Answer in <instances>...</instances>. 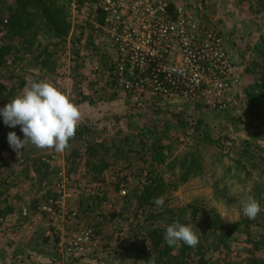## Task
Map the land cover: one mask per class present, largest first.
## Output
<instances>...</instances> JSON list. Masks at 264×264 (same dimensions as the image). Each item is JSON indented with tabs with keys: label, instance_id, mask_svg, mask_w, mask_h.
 Masks as SVG:
<instances>
[{
	"label": "rangeland",
	"instance_id": "obj_1",
	"mask_svg": "<svg viewBox=\"0 0 264 264\" xmlns=\"http://www.w3.org/2000/svg\"><path fill=\"white\" fill-rule=\"evenodd\" d=\"M177 1L189 5L200 23L222 36L229 54L242 69L246 105L218 112L180 99L170 101L149 93L121 91L98 70L111 53L106 33H96L93 24L101 0H69L70 28L62 40L54 42L57 46L50 48L53 55L48 63L35 59L45 41L39 39L41 46L35 43L30 49L28 42L24 44L16 37L11 42L15 46L6 57V67L0 70V81L14 95L23 91L29 79L47 80L66 91L80 107L78 125H91L94 130L74 146L82 155L85 148H94L98 158L89 160L97 165L104 160L109 172L95 175L86 167L85 155L82 160L73 159L68 150L57 153L29 145L18 153L13 151L8 133L15 132L20 139L23 133L18 126L5 125L0 117V159L4 160L0 162V264H149L155 256L153 251L140 258L136 251L130 256L117 253L121 240L137 237L135 248H139L144 236L137 228L133 229L136 232H127L125 226L143 222L140 216L131 222L133 194L144 183L138 176L151 167L143 163L147 154L139 146L143 141L148 145L163 141L171 148L166 164L159 170L175 189L167 187L164 205L157 206L158 210L185 207L190 215L191 204L198 209L204 202L225 224H230L245 217L241 200L254 185L264 198L263 154L255 147L264 136L255 133L260 128L251 115L255 105L250 107L249 96L263 70L259 48L264 40V0ZM5 4L12 6L13 0H0V5ZM4 8L0 6V25L6 19ZM2 32L0 42L8 43ZM179 118L185 128H175ZM194 126L202 136L222 139V151L215 143L203 141ZM259 142L264 146V141ZM193 158L199 160V173L195 175L198 170L192 168L185 180L179 179L187 166L185 162L181 169L182 160H190V167ZM108 181L120 182V189L115 192ZM103 197L107 201L101 200ZM260 206L254 218L259 224L264 211ZM246 224L238 232H197L196 247L184 254H180V247L173 248L170 254L183 264H264V231L252 220ZM87 231L96 233L97 246L90 255L69 262L55 257L43 233ZM162 260L167 262L166 257Z\"/></svg>",
	"mask_w": 264,
	"mask_h": 264
},
{
	"label": "built area",
	"instance_id": "obj_2",
	"mask_svg": "<svg viewBox=\"0 0 264 264\" xmlns=\"http://www.w3.org/2000/svg\"><path fill=\"white\" fill-rule=\"evenodd\" d=\"M100 10L104 20L95 24V32L106 33L111 50L103 70L121 91L180 99L218 112L246 105L242 69L219 32L200 23L189 5L101 0ZM45 237L61 262L88 256L98 244L90 231L46 232Z\"/></svg>",
	"mask_w": 264,
	"mask_h": 264
},
{
	"label": "trees",
	"instance_id": "obj_3",
	"mask_svg": "<svg viewBox=\"0 0 264 264\" xmlns=\"http://www.w3.org/2000/svg\"><path fill=\"white\" fill-rule=\"evenodd\" d=\"M68 1L69 0H63V3H61L60 0H13L12 6L6 4L3 5L5 8L2 11L6 14V19L4 22H1L0 31H3V37L8 40V43L0 42V70L6 67V57L9 55L11 50H13V46H15V44L12 45L11 42L16 37L22 39L24 44L28 42V48L30 49L35 45V43H37L38 46H41V42L38 41L39 39L45 41V47H43L39 55H36L35 59H44L43 64L45 65L48 63L50 57L53 55L50 48L57 46L54 42L62 40V38L67 35L70 28V23L68 21ZM0 6L3 7L2 5ZM101 14L102 12L99 10V15L93 19L94 24L101 25L103 23L104 18ZM36 51L37 45L35 52ZM259 53L261 54L260 56L263 57V61L261 63L263 70L259 74V82L256 83L254 91L250 93L249 96L251 100L250 107L252 108L255 105V112L251 113V115L256 118L259 125L258 127L263 130L259 131V129L255 131V133L259 132L264 136V40L259 48ZM104 66L105 61L102 64V68L98 70L104 72ZM14 96L15 95L11 93V90L7 88V85L0 81V108L4 107L6 103H9ZM176 123L178 124L175 128L186 127V124L180 118L176 120ZM168 125L169 124H166V127ZM194 131H198V128H195V126ZM93 132L94 130L91 125H78L75 137L69 141L70 147L67 150L70 158L73 159L82 160V157L85 155L87 157L85 165L88 167V170L97 176H102L105 174L104 172H109V167L104 160H101L99 165L95 164V161L89 160L91 158L92 160L94 158H98L94 148L90 146L85 148V153L82 155L79 147H75L78 143L83 142L86 136ZM198 133L203 141L209 144L215 143L216 147L220 148L219 150L223 149L222 139L210 138L207 134L202 136L199 131ZM154 135L157 136V134ZM259 141H264V138H261L257 141V143H255V147L259 151V154H263L261 159L264 161V146L261 147L259 145ZM139 146L147 150L143 163H149L151 167L149 170H147L149 168L147 167L146 171H142L138 176L139 180H144V183L133 194L134 204L131 207V215L133 214L131 222L137 220L138 216L143 218V222L137 224L135 223L134 225L133 223L129 225L126 224L125 226L127 232H136L133 229L137 228L139 229V232L144 233V236H142V240L139 243L141 244L139 248H135V240L137 237H135V240H121V244H119L117 248L119 250V252H117L119 256H130L132 251H136V257L140 258L142 255L149 253V251H153V255L155 256L153 259H149V261L147 260L149 264H153V262L154 264H174V261H176L175 264H183L181 261H178L179 259L177 258L179 257L170 254L175 247H169L163 239L165 233L162 234V232H165L166 227L174 221H179L185 225H191L194 230L197 228L199 230L198 232L230 233L238 232L241 225L247 226V221L252 220L256 226L261 227L264 231V211L263 214L261 213L263 216V222L260 224L256 222L257 219H248L247 217L242 218L240 222L225 224L220 216L215 213V210L211 208V206L206 205L204 202H201L198 209L191 204L189 206V208L192 209L190 215L187 214L185 207L169 206L166 210H164V212L158 210L157 205L154 203V199L160 196L164 197L168 186L171 188L175 187L172 186V183L165 182L162 177L163 173L159 170L160 167L166 164L168 157L167 152H169L171 148L163 141H159L157 144L152 143L150 145L143 141ZM219 150L218 152L222 153V150ZM164 151H166V154ZM119 154L121 155V153ZM198 157L201 160L199 155ZM1 161L4 160L0 159V162ZM198 161V158H193L190 167H188L190 160H182L180 166L181 169H184L185 162H187V166L184 171L180 172L179 179L184 178L185 180L190 175V170L192 168H195V171L198 170ZM93 168L96 169V171H94ZM199 171L200 170L195 172V175L199 173ZM107 184L110 185L111 188H115V192L120 189V182L108 181ZM252 189V192L247 195H252L260 205H263L264 209V198L261 197L259 192H257V185H254ZM101 200L107 201L105 197L101 198ZM231 201L234 202L236 200L231 199ZM231 234H229V236ZM260 237L262 238V236ZM189 249V246L182 245L179 248V252L180 254H184L185 251H189ZM165 257L167 262L162 260ZM202 263L203 262L198 261L196 264Z\"/></svg>",
	"mask_w": 264,
	"mask_h": 264
},
{
	"label": "clouds",
	"instance_id": "obj_4",
	"mask_svg": "<svg viewBox=\"0 0 264 264\" xmlns=\"http://www.w3.org/2000/svg\"><path fill=\"white\" fill-rule=\"evenodd\" d=\"M0 116L5 125L19 126L23 133V139L15 132L8 133L7 139L13 151L18 153L31 145L63 153L75 137L82 114L70 95L54 83L29 79L23 91L0 108ZM154 203L162 207L164 197L155 198ZM241 206L243 215L248 219H254L261 211L259 202L252 195L244 197ZM198 231L191 225L174 221L166 227L163 239L169 247L187 245L194 248L199 244Z\"/></svg>",
	"mask_w": 264,
	"mask_h": 264
},
{
	"label": "crops",
	"instance_id": "obj_5",
	"mask_svg": "<svg viewBox=\"0 0 264 264\" xmlns=\"http://www.w3.org/2000/svg\"><path fill=\"white\" fill-rule=\"evenodd\" d=\"M42 233V232H41ZM44 233V235H46V232H43ZM45 237V236H44ZM46 239V238H45ZM6 243V242H5Z\"/></svg>",
	"mask_w": 264,
	"mask_h": 264
}]
</instances>
